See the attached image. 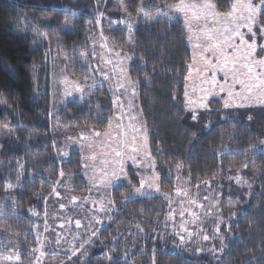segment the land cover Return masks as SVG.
Masks as SVG:
<instances>
[{"label": "trees", "instance_id": "trees-1", "mask_svg": "<svg viewBox=\"0 0 264 264\" xmlns=\"http://www.w3.org/2000/svg\"><path fill=\"white\" fill-rule=\"evenodd\" d=\"M154 1L163 6L179 0ZM211 1L216 12L226 13L234 0ZM140 4L141 0H0V250L18 251L30 262L36 254V233L40 237L36 226L44 222L60 175L79 180V154L70 152L68 162L61 163L53 151L58 129L53 130L50 118L47 54L62 56L70 76L85 83L95 74L91 44L100 19L102 35L127 56V73L161 192H173L167 173L174 169L188 178V186L233 182L242 172L239 177L251 184L250 194L244 201L246 189L231 188V208L237 214L226 230L219 264H264V107L224 110L220 102L210 100L206 112L186 111L182 96L191 60L187 33L179 19L145 22V14L154 9L141 10ZM258 19L264 26V19ZM91 90L89 95L83 90L82 99L59 109L60 139L107 127L113 113L110 94L102 84ZM125 194L114 198L117 212L98 229L93 227L87 252L71 258L61 253L60 264H153V259L156 264H205L152 250L149 237L166 213L164 198L124 200ZM221 198L223 205L226 197ZM54 249L58 247L45 252H58Z\"/></svg>", "mask_w": 264, "mask_h": 264}, {"label": "rangeland", "instance_id": "rangeland-1", "mask_svg": "<svg viewBox=\"0 0 264 264\" xmlns=\"http://www.w3.org/2000/svg\"><path fill=\"white\" fill-rule=\"evenodd\" d=\"M142 2L144 5H150L155 1L141 0V4ZM242 2L243 0H234L228 12L219 13L215 11L211 0H179L169 4L178 6L183 3L185 11L169 10L164 8V5L157 4L163 9L164 15L157 16L156 7H153L152 12L145 14L161 20L179 19L187 33L191 60L187 67L182 96L186 111L195 115L206 112L210 100L220 102L224 110L264 107V95L257 89L254 88L249 93L242 89L239 83L233 81L231 72L225 79L219 69H215L216 82L213 83V69L205 68V56L212 59V55L205 50L207 36H215L217 30L232 18L225 14L238 15L239 4ZM233 4L238 6L235 12L232 9ZM208 5L212 7L209 8ZM96 7H99V11L102 9L98 2ZM98 17L100 18V15ZM99 22L100 19L97 23L96 37L91 44V63L95 74L87 77L85 83H83L84 79H73L70 76L66 64L62 62V56L47 54L50 118L53 130L58 129L52 140L53 151L61 163L68 162L70 152L79 154L81 164V170L77 173L79 180L77 181L72 175H60L61 182L51 195L47 206L49 209L47 208V213L43 215L44 222L36 226V228L40 227V237L36 233L35 241L38 243L36 254L31 255L32 260L24 261L23 255L18 251L4 247L0 250V264H21V262L22 264H60L57 259L60 258L61 253L71 258L79 252H84L85 248H88V240L95 235L93 227L96 226L98 229L101 221L117 212L114 198H119L117 195L124 192L127 193L124 195V200L160 195L164 198L166 213L161 224L153 229L149 237L152 250L176 253L194 262L219 264L226 245V230L233 224L237 214L235 207L231 208L233 207L230 198L231 188L237 185L246 189V194L243 196L246 201L251 184L242 180L239 177L242 172H239L233 182L227 181L224 184L207 182L188 186V178L186 179L180 169H174L167 173L173 184V192L171 194L161 192L156 165L147 147L136 92L128 77L127 56L116 51L110 41L102 35ZM261 29H264V26L260 25L258 17L253 27L254 36L247 28H241L245 41L255 46L250 57L253 62L264 58V31ZM232 43L242 54H246L247 44H241L238 38ZM215 56L220 58L217 62L223 67L219 50ZM231 63L230 59L229 67ZM253 75H264V68L254 63ZM240 78L249 79L247 73H242ZM96 84L104 85L111 97L113 113L107 127L103 131L88 129L60 139L59 109L73 100L82 99L83 90H87L88 95L92 93L91 88ZM229 90L233 92L231 97L228 96ZM225 100L229 101L230 107H224ZM238 105L243 106L238 107ZM117 152L120 153L119 157L116 155ZM121 167L124 168L126 178L113 181L111 173L114 170L119 171ZM131 179H134V182H131ZM139 181L144 182L141 190L143 195L134 192L135 188L140 187ZM76 187L79 190H76ZM157 187L159 191H156ZM222 195L226 197L223 204L225 206L220 203ZM224 209L228 212L226 213ZM76 221L80 222L79 227ZM205 236L208 237L207 240L204 239ZM54 246L58 247L54 249L58 252L54 251V254L45 252L49 251V248L53 250ZM17 255L19 261L16 259ZM84 257L86 256H82L81 259H85Z\"/></svg>", "mask_w": 264, "mask_h": 264}, {"label": "snow or ice", "instance_id": "snow-or-ice-1", "mask_svg": "<svg viewBox=\"0 0 264 264\" xmlns=\"http://www.w3.org/2000/svg\"><path fill=\"white\" fill-rule=\"evenodd\" d=\"M161 3H164V0H160ZM152 7L157 8V16L164 15L163 9L159 8L157 4L153 3L150 5H144L143 2L141 4V10L150 9ZM207 7L211 8L212 5H208ZM237 4L232 5L233 12L237 10ZM164 8L172 10L176 9L177 11H185L183 3L180 5H170L164 3ZM215 15V14H214ZM227 16H231L232 18L228 21L227 24L223 25L219 30H217V34L215 36L208 35L206 40V48L205 50L212 55V59H208L205 56V68L206 69H213L212 76H213V83L216 82V71L215 69H219L223 72L225 79L228 78L229 72L232 73V79L236 83L240 84L242 89L247 90L249 93L255 88L257 89L262 95H264V75H253V66L254 63L258 64L259 67L264 68V58L260 59L257 62H253L250 57L252 52L254 51V44L247 43L245 41V37L241 34V28H247L248 32L251 33L253 36L255 33L253 32V27L256 25L257 17L264 19V0H243L242 3L239 4V14L233 15L232 13L225 14ZM199 18V17H197ZM145 22H151L155 20V17L145 16ZM264 31V29H261ZM239 39L241 44H247L246 54H242L240 49L232 43L234 39ZM215 41V43H213ZM200 47V45H197ZM219 50L220 56L222 57L223 67H220V63L217 62L220 58L215 56V53ZM231 59L232 63L229 67V60ZM242 73H247L249 79L244 80L241 79ZM223 87H221V91H223ZM187 95V93H185ZM228 96H233V92L231 90L228 91ZM243 105H238V107ZM224 107H230L229 101H224ZM196 119V116L193 115V120ZM117 157L120 156V153H116ZM126 178L124 175V168L121 167L119 171H113L111 173V179L113 181H119L121 178ZM140 187L135 188L134 192L139 195H143L141 191L144 187V182L139 181ZM130 184V181H129ZM156 191H159V187H157ZM127 199V198H126ZM63 207V205H61ZM77 227L80 226V222L76 221ZM205 240L208 239L207 236L204 237ZM183 240V237H181ZM35 251V250H33ZM17 261H19V256H16ZM109 261H112V257H108ZM22 264V262H21ZM153 264H156L155 259H153Z\"/></svg>", "mask_w": 264, "mask_h": 264}, {"label": "bare ground", "instance_id": "bare-ground-1", "mask_svg": "<svg viewBox=\"0 0 264 264\" xmlns=\"http://www.w3.org/2000/svg\"><path fill=\"white\" fill-rule=\"evenodd\" d=\"M106 99V98H105ZM104 100V99H103Z\"/></svg>", "mask_w": 264, "mask_h": 264}]
</instances>
